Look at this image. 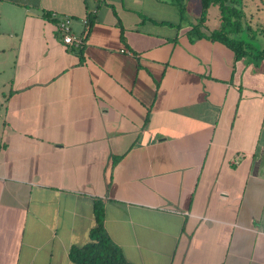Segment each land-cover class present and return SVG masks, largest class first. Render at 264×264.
<instances>
[{
	"label": "crops",
	"instance_id": "crops-1",
	"mask_svg": "<svg viewBox=\"0 0 264 264\" xmlns=\"http://www.w3.org/2000/svg\"><path fill=\"white\" fill-rule=\"evenodd\" d=\"M258 3L242 0L252 29ZM200 14V0L182 17L171 0H0V264H75L96 208L129 264H264V56L205 36L215 5L190 37Z\"/></svg>",
	"mask_w": 264,
	"mask_h": 264
},
{
	"label": "trees",
	"instance_id": "trees-1",
	"mask_svg": "<svg viewBox=\"0 0 264 264\" xmlns=\"http://www.w3.org/2000/svg\"><path fill=\"white\" fill-rule=\"evenodd\" d=\"M171 1L182 17L186 10V0ZM200 3L201 14L198 23L193 25L189 31L190 37L204 36V33L200 32L199 26L206 17L207 8L215 5L219 10L220 24L205 36L225 44L231 49L236 59L247 54H255L257 58L264 56V44L261 49L256 50L250 42L240 38L242 32H247L249 39H254L257 34L264 38V28L252 29L245 22L242 0H200ZM96 221L97 225L89 231V241L70 247V260L75 264H129L120 247L105 232L99 208H96Z\"/></svg>",
	"mask_w": 264,
	"mask_h": 264
},
{
	"label": "built area",
	"instance_id": "built-area-1",
	"mask_svg": "<svg viewBox=\"0 0 264 264\" xmlns=\"http://www.w3.org/2000/svg\"><path fill=\"white\" fill-rule=\"evenodd\" d=\"M53 16L57 17L56 13H53ZM88 20L86 18L83 19V23H87ZM71 23H72V18L70 16H61L58 19L57 22V30L61 34V38L63 42L66 45L72 46L74 49H80L83 44H84V38L82 35L78 33H74L71 29ZM243 156L242 153H238V155L234 156L232 158V162L236 163L238 159H240Z\"/></svg>",
	"mask_w": 264,
	"mask_h": 264
},
{
	"label": "rangeland",
	"instance_id": "rangeland-1",
	"mask_svg": "<svg viewBox=\"0 0 264 264\" xmlns=\"http://www.w3.org/2000/svg\"><path fill=\"white\" fill-rule=\"evenodd\" d=\"M256 1V0H255ZM258 5L261 7V8H263L264 7V0H258ZM260 3H262V5L260 4ZM256 8H257V6L256 5H254ZM190 8L192 9V6H190ZM264 11V10H263ZM190 17V16H189ZM243 36H245V37H248V38H250L249 37V35L247 34V32H243ZM240 37H241V35H240ZM255 38H257V37H261V36H259V34H257V35H255L254 36ZM252 38V37H251ZM263 38V37H262ZM251 40V39H250Z\"/></svg>",
	"mask_w": 264,
	"mask_h": 264
}]
</instances>
